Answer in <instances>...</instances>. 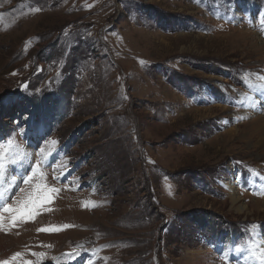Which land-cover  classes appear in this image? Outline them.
Segmentation results:
<instances>
[{
	"label": "rangeland",
	"instance_id": "obj_1",
	"mask_svg": "<svg viewBox=\"0 0 264 264\" xmlns=\"http://www.w3.org/2000/svg\"><path fill=\"white\" fill-rule=\"evenodd\" d=\"M261 115L264 0H0L3 175L39 157L36 132L69 180L40 162L28 184L0 176L4 207L58 190L15 223L0 204V262L223 264L228 238L254 250Z\"/></svg>",
	"mask_w": 264,
	"mask_h": 264
},
{
	"label": "bare ground",
	"instance_id": "obj_2",
	"mask_svg": "<svg viewBox=\"0 0 264 264\" xmlns=\"http://www.w3.org/2000/svg\"><path fill=\"white\" fill-rule=\"evenodd\" d=\"M196 111H200V110H196ZM254 125L257 124L258 127L256 128V130H254V139H257V136H259L258 141L254 144H252L253 146H256L258 143L260 144L263 140H264V115L259 116L257 120L253 121ZM240 129V128H239ZM255 129V128H254ZM238 130H233L231 131L233 136H237L238 135ZM261 141V142H260ZM217 142V141H216ZM252 146V147H253ZM224 187L227 189L228 191V195L230 197L231 200V204L233 206H236L237 211L240 213H246L247 211H249L250 206H247L246 204L241 203V194L239 192L238 187L235 185V181H229V182H225L224 183ZM2 192L3 195V188L0 189V194ZM1 201V200H0ZM264 200H255V204L260 207V210H264V207L261 203H263ZM101 214V213H100ZM102 222V221H101ZM106 222V221H105ZM252 232L254 234V238L256 240V242L260 245V252L263 254L264 257V231L261 229L260 225L258 226H254L252 229Z\"/></svg>",
	"mask_w": 264,
	"mask_h": 264
},
{
	"label": "snow or ice",
	"instance_id": "obj_3",
	"mask_svg": "<svg viewBox=\"0 0 264 264\" xmlns=\"http://www.w3.org/2000/svg\"><path fill=\"white\" fill-rule=\"evenodd\" d=\"M39 10V9H37ZM4 156L5 153L2 149H0V176L3 175L4 169H5V164H4ZM34 179V174L33 176H28L27 179L24 181L25 184H28L30 181H32ZM43 189V194H38L35 196V198H30L29 200H27L23 206H17V207H13L12 205H5L3 212H10L12 213V220L15 223L18 219L24 217V216H30L32 215V208H34L37 204H43L45 201H50L51 200V195H49V191L52 193H55L56 191H58L55 188H52L51 190H48L47 188H45L43 185H37V192L39 193L40 190ZM20 191L23 193L25 191V189H20ZM20 202L18 201V204ZM31 205V207H30ZM3 220V213L0 212V221ZM56 230L54 228H42V229H38V231H53ZM16 255H20V254H16ZM0 264H9V262L7 261H3L0 262ZM262 264H264V257H262Z\"/></svg>",
	"mask_w": 264,
	"mask_h": 264
}]
</instances>
